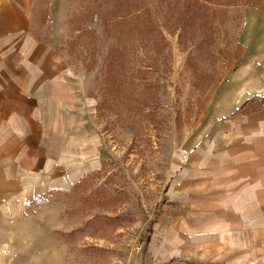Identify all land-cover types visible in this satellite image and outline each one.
Returning a JSON list of instances; mask_svg holds the SVG:
<instances>
[{
    "label": "rangeland",
    "instance_id": "rangeland-1",
    "mask_svg": "<svg viewBox=\"0 0 264 264\" xmlns=\"http://www.w3.org/2000/svg\"><path fill=\"white\" fill-rule=\"evenodd\" d=\"M193 1L186 12L188 0H143L135 32L106 17L122 12L117 0L31 1L30 31L89 106L101 159L67 192L0 201V264H264V245L245 243L230 220L193 222L199 191L219 194L197 155L212 157L228 119L214 104L227 105L259 0Z\"/></svg>",
    "mask_w": 264,
    "mask_h": 264
},
{
    "label": "crops",
    "instance_id": "crops-1",
    "mask_svg": "<svg viewBox=\"0 0 264 264\" xmlns=\"http://www.w3.org/2000/svg\"><path fill=\"white\" fill-rule=\"evenodd\" d=\"M31 1L0 0V201L21 205L69 191L101 159L89 106L77 104L75 81L61 75L60 61L45 59L50 48L30 31ZM246 25L245 60L226 78L227 105L214 104L228 119L212 135V157L197 155V164H211L219 194L199 191L204 214L193 222L230 220L245 243L264 245V104L249 108L264 99V0Z\"/></svg>",
    "mask_w": 264,
    "mask_h": 264
},
{
    "label": "trees",
    "instance_id": "trees-1",
    "mask_svg": "<svg viewBox=\"0 0 264 264\" xmlns=\"http://www.w3.org/2000/svg\"><path fill=\"white\" fill-rule=\"evenodd\" d=\"M161 1H163V0H161ZM218 1H219L218 4H216V7L218 9H224V8H228V7L237 5V3L234 2L233 0H218ZM159 2H160V0H159ZM117 3H119V5H123V7L121 9L122 12L114 13L111 15L109 14L106 17L110 20L111 23H112V21H116L118 24L123 25L128 32H135L134 31V27H135L134 22L135 21L133 22V18L138 14V12L136 11L137 10V4L143 5L144 4L143 0H117ZM132 6H134V8H133L134 11L130 10L131 9L130 7H132ZM195 6H196V3L193 0H188V4H187V7L185 8V11L186 12L193 11ZM110 13H112V12H110ZM137 17H138V15H137ZM253 104L258 107V106L264 104V99L261 101L253 102Z\"/></svg>",
    "mask_w": 264,
    "mask_h": 264
}]
</instances>
